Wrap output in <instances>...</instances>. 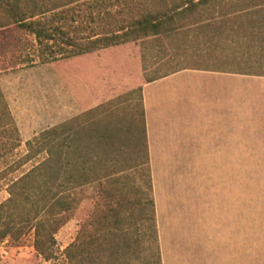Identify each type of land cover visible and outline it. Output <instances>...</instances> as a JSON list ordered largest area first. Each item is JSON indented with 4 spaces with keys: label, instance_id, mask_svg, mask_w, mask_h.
Returning a JSON list of instances; mask_svg holds the SVG:
<instances>
[{
    "label": "crops",
    "instance_id": "1",
    "mask_svg": "<svg viewBox=\"0 0 264 264\" xmlns=\"http://www.w3.org/2000/svg\"><path fill=\"white\" fill-rule=\"evenodd\" d=\"M139 48L127 43L57 68L3 71L19 72L4 75L0 84L22 138L30 140L69 115L62 80L34 79L32 73L78 72V92L92 80L84 103L96 108L106 99L105 72H121L124 94L140 92L161 264H250L246 183L227 174L246 171L247 149L264 148V77L184 68L148 80ZM22 85L23 107L16 103ZM48 92L57 97L52 108ZM32 107L40 108L41 122L32 118ZM234 158H242L239 169Z\"/></svg>",
    "mask_w": 264,
    "mask_h": 264
},
{
    "label": "trees",
    "instance_id": "2",
    "mask_svg": "<svg viewBox=\"0 0 264 264\" xmlns=\"http://www.w3.org/2000/svg\"><path fill=\"white\" fill-rule=\"evenodd\" d=\"M116 2L111 6L89 4L86 10L79 12L72 6L73 0H0V31L16 26L34 37L43 49L41 65L50 64L55 68L102 49L189 29L206 34L212 45L215 39L247 35L251 40L243 43L241 48L246 52L242 55L255 52L263 55L261 61L264 62V0H181L174 6L167 0ZM152 5L156 7L152 8ZM79 22L83 26L75 27ZM84 33H87L86 38H80ZM231 43L230 47L237 53L240 45L233 39ZM260 69L264 72V68ZM252 75L264 77V74ZM142 126L148 166L143 110ZM77 130L78 127L64 123L27 142L26 161L41 154L45 156L30 171L10 182L9 198L0 205V243L6 239L19 242L32 233L36 253L45 261L55 260V236L72 219L79 201L78 191L87 185L100 186L103 181H109L112 188L107 189L106 194L112 202H109L112 214L103 219H112L113 224L93 221L104 229L88 234L81 231L63 253L67 264H118L123 245V234L118 227L121 201L116 199L121 194L115 186L118 173L106 175L105 169L100 168L104 162L112 163L109 155L82 157L76 154L78 145L74 132ZM0 131L5 138L15 137L13 144H10L11 140L5 143L0 140V147L1 144L4 148L21 145L19 129L1 90ZM68 132L72 135H67ZM2 159H6V154H0V161ZM149 205L150 216H143L141 222L149 223L148 228L154 234L152 238L158 242L152 196Z\"/></svg>",
    "mask_w": 264,
    "mask_h": 264
},
{
    "label": "rangeland",
    "instance_id": "3",
    "mask_svg": "<svg viewBox=\"0 0 264 264\" xmlns=\"http://www.w3.org/2000/svg\"><path fill=\"white\" fill-rule=\"evenodd\" d=\"M73 1L75 3L72 6L79 12L86 10L89 4L98 3L104 6L117 4V0ZM167 2L170 6H174L181 0H167ZM155 7L152 5V8ZM203 13L206 15V12L203 11ZM77 25L82 24L79 22L74 26ZM192 30L167 33L158 38L137 42L140 45L141 61L148 80L184 68L217 69L245 75L264 74L260 69L264 68V62L261 61L263 55L255 52L242 55L244 49L241 47L243 43L250 41L251 37L244 34L228 40L222 37L215 39L216 42L212 45L210 37L201 32L200 34L191 32ZM86 36L87 33H84L80 38H86ZM232 39L235 44L240 45L237 53L230 47ZM258 40L254 39V41ZM217 42L220 45H216ZM42 53L43 49L39 48L35 38L16 26L0 31V79L10 73H19L3 71L16 70L24 66L26 68L44 66L40 63ZM85 73L93 76L94 72H82V75L84 76ZM105 73L107 74L103 78L105 79L106 99L98 103L96 108H89L88 103H84V98H88V93L93 88L92 80L89 86L87 84L85 91L79 93L78 72H35L32 73V78L44 80L48 76H53L62 80L66 89L63 98L64 103L69 107V115L65 116L66 120L61 124L70 123L71 127H78V130L74 132L78 145V149H75L76 154L82 157L109 155L112 163L105 164L104 162L103 167L100 168L105 169L104 174L106 175L118 173V176H115L118 178L115 186L121 194L120 198H116L121 201L118 227L123 234V245L118 264H159V242L153 240L154 234L148 228L149 223L141 222L142 218H148L151 213L149 201L152 196V190H150L152 179L147 166L143 137L140 92L133 90L124 94L121 81H125V78L121 72ZM23 87V85L19 86V92L16 95V103L19 102V106L22 107L25 101ZM54 94L52 96V93H47L50 108L56 106L57 97ZM79 94L82 105L79 102ZM67 98L68 101H66ZM6 103L9 104L7 100ZM22 110L24 111V108L21 112ZM45 112L49 113V108ZM30 113L33 119L42 121L40 108L32 107ZM46 119L50 118L47 116ZM51 128L53 127L48 125L47 129L41 130L30 140L23 139L20 134L21 145L17 148L12 145L4 148L1 144L0 154H6V159L0 161V205L9 198L10 182L30 171L45 156L41 154L26 161L27 142ZM67 135L72 134L68 132ZM0 140L2 143L11 140L10 144H13L15 137L5 138L0 131ZM246 152V171L227 174L230 176L227 179L231 180L234 177L235 180H244L246 183L247 262L264 264V148L247 149ZM239 163H242V158L239 160L234 158L232 164H235L236 169L240 168ZM82 168L85 169L86 166L82 165ZM111 188L109 181H103L100 186L87 185L78 191L79 201L72 219L55 236L57 241L55 260L45 261L36 253L33 247V234L29 233L19 242L6 239L0 243V264H67L63 252L75 242L81 231L88 234L96 229L103 230V224H113L112 219L107 221L103 219L112 214L109 205L111 200L106 194L107 189ZM93 221L100 222L102 225L93 224Z\"/></svg>",
    "mask_w": 264,
    "mask_h": 264
}]
</instances>
